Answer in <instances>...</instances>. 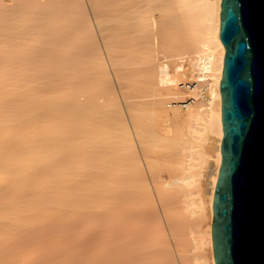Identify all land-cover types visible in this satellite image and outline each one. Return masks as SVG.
Returning a JSON list of instances; mask_svg holds the SVG:
<instances>
[{
    "label": "bare ground",
    "instance_id": "obj_1",
    "mask_svg": "<svg viewBox=\"0 0 264 264\" xmlns=\"http://www.w3.org/2000/svg\"><path fill=\"white\" fill-rule=\"evenodd\" d=\"M221 1L0 0V208L48 221L1 264H216Z\"/></svg>",
    "mask_w": 264,
    "mask_h": 264
},
{
    "label": "water",
    "instance_id": "obj_2",
    "mask_svg": "<svg viewBox=\"0 0 264 264\" xmlns=\"http://www.w3.org/2000/svg\"><path fill=\"white\" fill-rule=\"evenodd\" d=\"M220 14L224 137L214 257L216 264H264V0H222Z\"/></svg>",
    "mask_w": 264,
    "mask_h": 264
},
{
    "label": "rangeland",
    "instance_id": "obj_3",
    "mask_svg": "<svg viewBox=\"0 0 264 264\" xmlns=\"http://www.w3.org/2000/svg\"><path fill=\"white\" fill-rule=\"evenodd\" d=\"M25 1V0H24ZM29 1V0H28ZM7 4H9V3H7ZM2 6V5H1ZM4 6V5H3ZM4 8V7H3ZM29 21V22H28ZM27 23H25L24 24V26L25 27H28L29 25H31L32 23L30 22V20H27L26 21ZM64 22V21H63ZM63 22H61V23H63ZM68 23V22H67ZM40 39V38H39ZM42 39V38H41ZM37 41H39V40H37ZM161 48L162 47H159L158 48V50L160 51L161 50ZM131 52H133L132 50H130L129 51V54L131 53ZM133 53H135V51L133 52ZM123 56V55H122ZM161 56H162V54L159 52L158 53V57H160L161 58ZM122 61H125L124 60V57H122ZM189 74V73H188ZM187 74V75H188ZM1 75V74H0ZM186 75V76H187ZM186 78V77H185ZM111 79L113 80V77H112V72H111ZM109 82L108 81H106V80H104V81H102V83H101V85L103 86V85H107ZM132 90H134V89H132ZM115 91H116V93H117V95H118V98L120 99V100H122V98H123V96H122V91L119 89V87H116V89H115ZM170 93L172 92L171 90L169 91ZM170 93H168V94H170ZM167 94V95H168ZM131 95L132 96H136V97H132L131 96V100H149V99H151L152 97H151V95L149 94L148 96H146V97H140V96H137L138 94H136L134 91L132 92L131 91ZM147 119V118H146ZM144 120L145 122H144V124H145V127H146V129L147 130H149V129H151V127H152V123H151V121L149 120V118H148V120ZM214 147H215V145H213V149H214ZM161 152H163V153H166V152H169L170 151V149H168L167 147H165V149H159ZM213 153L214 152H212V155H213ZM211 159V158H210ZM211 162H212V159L210 160ZM208 170H211V171H213V169H214V166H213V164L212 163H210L209 165H208ZM208 173V172H207ZM210 188H211V182H210V176L209 175H205V177L202 179V189H201V197L204 199V201H205V208H206V212H207V210H208V199H209V195H210ZM1 210H0V242L2 243V244H4V243H6V242H11L12 241V243H14V241L16 242H19L18 240L21 238V236L19 235L21 232H25V233H29V232H31V233H39L42 229H43V227L44 226H46V224L48 223V221H47V219L46 218H44L43 219V221H42V224L40 223V222H37L36 221V218H34V217H32V218H30V219H28V220H24L23 222H20V220H23L24 219V217H23V219H20V220H17L18 218H16V216H17V214H19V210H16L15 208H13V210H12V208H0ZM3 209H7V210H3ZM15 209V210H14ZM17 220V221H16ZM208 221V218H203V217H201V218H199V220H198V222H197V224H198V226H200V227H205V225H206V222ZM41 224V225H40ZM8 227V228H7ZM5 228H7V229H5ZM15 228V229H14ZM200 229V228H199ZM19 233V234H18ZM16 234H18L17 236H16ZM191 235V234H190ZM189 235V236H190ZM190 237H192V236H190ZM22 239V238H21ZM20 239V240H21ZM59 238H55V242L56 243H59L57 240H58ZM189 239H191V238H189L188 237V240ZM4 242V243H3ZM0 243V244H1ZM1 244V246H0V255H1V251L2 250H4V246ZM8 244V243H7ZM188 245H190L189 247H191V252L189 253V255H190V257H191V259H193V255L192 254H195V252H196V250L195 249H193L192 247H193V242L192 241H190L189 240V244H187V246ZM2 246H3V249H2ZM188 247V249H190ZM14 249V248H13ZM15 250V249H14ZM12 251V250H10V252L9 253H11V254H13V255H17L18 254V252H17V249H16V251ZM20 251V250H19ZM16 252V253H15ZM24 260H27V261H31V262H33V260H35L34 258L36 257V253L33 251V250H28V252H25L24 253ZM23 260V261H24ZM26 261V262H27ZM16 263V262H15ZM1 264V263H0ZM13 264V263H12ZM17 264H20V263H17Z\"/></svg>",
    "mask_w": 264,
    "mask_h": 264
},
{
    "label": "built area",
    "instance_id": "obj_4",
    "mask_svg": "<svg viewBox=\"0 0 264 264\" xmlns=\"http://www.w3.org/2000/svg\"><path fill=\"white\" fill-rule=\"evenodd\" d=\"M182 82L183 83L179 85L180 93L169 96L167 100L168 107L174 108L177 105H189L194 101V99L191 98V89L197 86V80H195V78H192V75L188 74ZM183 109L185 108L183 107Z\"/></svg>",
    "mask_w": 264,
    "mask_h": 264
}]
</instances>
